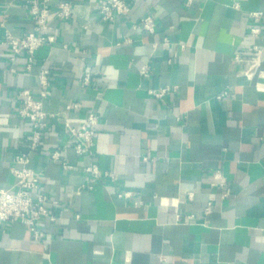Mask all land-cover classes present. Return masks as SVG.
Returning a JSON list of instances; mask_svg holds the SVG:
<instances>
[{"label": "crops", "instance_id": "obj_1", "mask_svg": "<svg viewBox=\"0 0 264 264\" xmlns=\"http://www.w3.org/2000/svg\"><path fill=\"white\" fill-rule=\"evenodd\" d=\"M58 1L57 40L27 69V55L12 61L2 37L5 27L34 29L29 2L0 0V188L16 182L15 157L27 154L41 175L36 192L58 201L38 240L24 220L0 225V264H264V62L248 79L235 60L264 47V0H127L131 12L110 21L100 13L107 0H69L70 18L56 15ZM146 14L155 33L135 27ZM47 63L44 108L56 115L33 150L21 91L38 96ZM91 112L99 121L86 157L66 123ZM57 147L74 169L51 159ZM91 161L110 176L92 182Z\"/></svg>", "mask_w": 264, "mask_h": 264}, {"label": "built area", "instance_id": "obj_2", "mask_svg": "<svg viewBox=\"0 0 264 264\" xmlns=\"http://www.w3.org/2000/svg\"><path fill=\"white\" fill-rule=\"evenodd\" d=\"M191 1L187 0L188 3ZM28 2L29 12L35 23L34 29L21 35H16L12 29L5 27L2 43L9 47L12 61L15 60L17 55L25 53L27 55V69H31L35 63L37 50L46 43H55L57 33L53 32L50 26L52 13L50 0H28ZM56 6V15L58 17L70 18L72 16L71 1L59 0ZM129 12H131V5L127 0H107L100 5L101 16L107 21L114 20L118 15H127ZM250 14L251 16H261L262 12L257 11ZM135 27L149 33H155L157 26L154 15H144ZM250 33L257 37L261 35L262 27L259 24L252 25ZM165 42L168 43L169 39L166 38ZM235 60L237 63L246 65L242 72L248 79H253L264 62V47L256 43L252 45L246 57L236 53ZM52 70L53 66L49 63L40 67L37 97L30 89L21 91V95L25 97V100L23 106L19 109V114L21 117L28 119L32 125V130L26 136V141L33 150L41 146L49 120L56 115L44 108L45 100L51 95L50 74ZM141 73L143 75L149 73L147 65L141 67ZM90 80L91 73L88 72L83 79V84L88 85ZM170 88V86H165L160 89H151V92L156 97H162ZM79 105V103H74L73 106L78 107ZM98 121V115L95 112H91L78 125L70 122L66 123V130L78 155L92 157ZM66 146L64 145V147ZM51 159L57 161L64 170H72L75 167L73 163L62 155L61 147H57L52 151ZM15 161L22 164L20 167L13 166L11 169L17 178L16 182L11 187L0 188V225L17 219L24 220L30 226L32 237L38 240L41 234L40 222L43 219H48L50 222L57 219L53 208L58 205V201L50 197L46 192H36L41 187V175L28 165L30 157L27 154L16 155ZM85 169L90 174L92 182L103 176H110L107 171H102L100 166L94 161H91ZM89 187H93V184L89 185ZM209 211L210 207L208 206L206 207V212Z\"/></svg>", "mask_w": 264, "mask_h": 264}]
</instances>
